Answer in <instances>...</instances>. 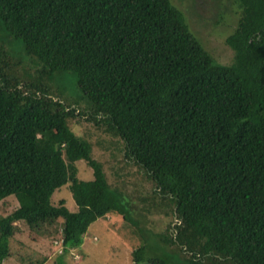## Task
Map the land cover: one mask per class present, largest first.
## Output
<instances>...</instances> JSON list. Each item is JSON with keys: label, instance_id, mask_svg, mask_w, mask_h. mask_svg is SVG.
<instances>
[{"label": "trees", "instance_id": "16d2710c", "mask_svg": "<svg viewBox=\"0 0 264 264\" xmlns=\"http://www.w3.org/2000/svg\"><path fill=\"white\" fill-rule=\"evenodd\" d=\"M232 1L221 65L170 0H0V202L18 204L0 218V264L17 222L59 226L64 253L110 212L138 227L70 119L112 131L169 207L152 235L168 251L140 246L132 264H264V0ZM61 72L88 109L51 92ZM63 186L75 212L50 202Z\"/></svg>", "mask_w": 264, "mask_h": 264}, {"label": "rangeland", "instance_id": "374dc122", "mask_svg": "<svg viewBox=\"0 0 264 264\" xmlns=\"http://www.w3.org/2000/svg\"><path fill=\"white\" fill-rule=\"evenodd\" d=\"M170 1L184 15L190 31L215 62L230 65L234 52L225 39L233 31L238 18L239 9L235 3L232 0ZM14 45L16 51L18 44ZM50 89L55 97L81 112L89 107L76 87V77L72 72H61L53 77ZM68 126L76 136L90 144L92 157L102 166L111 187L124 192L126 204H131L132 219L138 218V227L125 221L118 213L110 212L89 226L79 249H69L64 253L59 226L34 230L17 222L11 255L2 264H132V251L146 244L147 248L151 246L152 251L160 253L158 247L162 245L155 242L157 240L152 235L165 234L171 219L166 214L169 207L152 194L153 187L144 179L138 166L124 157L120 139L112 131L101 132L83 120L70 119ZM75 165L79 180L93 178L92 169L85 161H77ZM61 200L70 212L76 211L67 186L56 190L50 202L57 205ZM17 206L14 197L1 201L0 218L12 213ZM161 249L168 251L164 246Z\"/></svg>", "mask_w": 264, "mask_h": 264}, {"label": "crops", "instance_id": "0c3cea01", "mask_svg": "<svg viewBox=\"0 0 264 264\" xmlns=\"http://www.w3.org/2000/svg\"><path fill=\"white\" fill-rule=\"evenodd\" d=\"M7 259H8V258H7ZM7 259H6V260H7Z\"/></svg>", "mask_w": 264, "mask_h": 264}]
</instances>
